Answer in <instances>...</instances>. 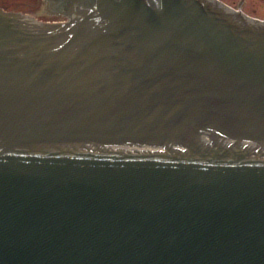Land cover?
I'll list each match as a JSON object with an SVG mask.
<instances>
[{
    "label": "water",
    "instance_id": "1",
    "mask_svg": "<svg viewBox=\"0 0 264 264\" xmlns=\"http://www.w3.org/2000/svg\"><path fill=\"white\" fill-rule=\"evenodd\" d=\"M50 4L0 9V264H264V23Z\"/></svg>",
    "mask_w": 264,
    "mask_h": 264
},
{
    "label": "flooded vegetation",
    "instance_id": "2",
    "mask_svg": "<svg viewBox=\"0 0 264 264\" xmlns=\"http://www.w3.org/2000/svg\"><path fill=\"white\" fill-rule=\"evenodd\" d=\"M55 0H0V9L8 13H19L35 19L43 23H64L68 20L66 16L57 11H51L50 2ZM224 7L236 11L241 15L250 18L251 20L264 23V18L251 17L241 11L240 6L244 0H233L227 2L226 0H212ZM235 2H239V7H235Z\"/></svg>",
    "mask_w": 264,
    "mask_h": 264
},
{
    "label": "rangeland",
    "instance_id": "3",
    "mask_svg": "<svg viewBox=\"0 0 264 264\" xmlns=\"http://www.w3.org/2000/svg\"><path fill=\"white\" fill-rule=\"evenodd\" d=\"M226 1L232 2L233 0ZM235 4V7L240 6L239 2H235ZM240 9L246 15H249L251 17L264 18V0H244V2H242V5L240 6Z\"/></svg>",
    "mask_w": 264,
    "mask_h": 264
}]
</instances>
